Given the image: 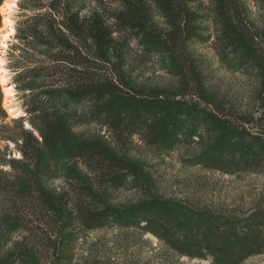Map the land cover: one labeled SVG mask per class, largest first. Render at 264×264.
<instances>
[{
    "label": "trees",
    "instance_id": "16d2710c",
    "mask_svg": "<svg viewBox=\"0 0 264 264\" xmlns=\"http://www.w3.org/2000/svg\"><path fill=\"white\" fill-rule=\"evenodd\" d=\"M255 2L260 25L246 0L16 1L10 68L23 115L7 121L0 88V264H64L80 229L112 222L144 221L189 258L237 264L264 254V222L220 233L227 222L204 208L151 197L123 210L108 197L127 179L147 184L128 157L133 141L166 147L181 132L192 136L193 121L212 137L205 143L222 172L264 177V0ZM211 36L221 60L255 76L254 108L205 84L191 48ZM151 63L174 86L138 81ZM76 116L102 134L74 133L67 118ZM61 160L71 163L58 175ZM59 176L61 185H48Z\"/></svg>",
    "mask_w": 264,
    "mask_h": 264
},
{
    "label": "rangeland",
    "instance_id": "374dc122",
    "mask_svg": "<svg viewBox=\"0 0 264 264\" xmlns=\"http://www.w3.org/2000/svg\"><path fill=\"white\" fill-rule=\"evenodd\" d=\"M16 1L13 0L14 5L6 11L12 27L18 17ZM246 3L250 16L258 25L261 12L259 5L255 0H246ZM13 34L5 40L6 47L0 52L2 67L7 73L6 85L12 87V93L5 95L1 84L0 88L3 105H12L20 110L13 83L16 69L10 68L18 56V51L9 49L10 44L15 42ZM191 51L211 92L218 94L221 99H229L242 110L246 106L254 108L255 76L244 74L232 63L221 60L213 36L205 42H195ZM135 73L138 81L151 86H174L172 83L176 82L172 75L159 70L153 63ZM7 114L9 122L22 116V112L15 116L8 111ZM67 123L74 133L85 137L100 133L99 128L83 116L68 117ZM191 127L194 129L190 131L192 136H183L184 132H181L166 147H147L137 140L133 141L127 151L128 157L142 167L147 184L138 186L127 179L123 187L109 192L112 205L124 210L142 200L156 197L187 204L198 210L204 208L211 214H220L227 222L225 227H220V233L231 227L239 230L247 224L264 222V177L257 173L222 172L219 162L216 165L211 163L213 156H218L217 150L208 149L205 143L211 142L212 137L198 121H193ZM57 163L55 172L61 175L71 161L61 160ZM61 182L62 177L59 176L50 180L48 185L56 188ZM120 224L112 222L91 231L80 229L70 248V259L64 264H229L215 263L210 254L194 258L178 255L164 241L145 230L144 221L132 226ZM171 230L176 231L177 235L182 233L180 228L174 226H171ZM237 264H264V254L248 256Z\"/></svg>",
    "mask_w": 264,
    "mask_h": 264
},
{
    "label": "bare ground",
    "instance_id": "6f19581e",
    "mask_svg": "<svg viewBox=\"0 0 264 264\" xmlns=\"http://www.w3.org/2000/svg\"><path fill=\"white\" fill-rule=\"evenodd\" d=\"M13 5H14L13 0L11 1L4 0L0 6V13L2 14V24H1L2 27H0V52L3 47H6L5 40L15 32L14 31L15 29L10 24V19L9 17H7V13H6L7 9H11ZM7 81L8 80H7L6 69L2 67V62L0 59V84L2 88L4 87L3 92L5 93V95H10V93H12L11 91L12 87H9V85H6ZM4 107L9 113L13 114L14 116L19 115L22 112L21 108H19L20 110H18L12 105L8 107L4 105ZM22 115H23V112H22Z\"/></svg>",
    "mask_w": 264,
    "mask_h": 264
}]
</instances>
